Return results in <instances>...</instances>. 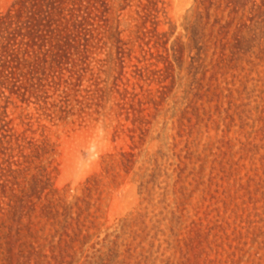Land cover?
I'll return each mask as SVG.
<instances>
[{
	"label": "rangeland",
	"instance_id": "obj_1",
	"mask_svg": "<svg viewBox=\"0 0 264 264\" xmlns=\"http://www.w3.org/2000/svg\"><path fill=\"white\" fill-rule=\"evenodd\" d=\"M57 5L0 90V264H264V0Z\"/></svg>",
	"mask_w": 264,
	"mask_h": 264
},
{
	"label": "trees",
	"instance_id": "obj_2",
	"mask_svg": "<svg viewBox=\"0 0 264 264\" xmlns=\"http://www.w3.org/2000/svg\"><path fill=\"white\" fill-rule=\"evenodd\" d=\"M60 10L57 0H15L0 13V90L19 87V69L27 61L28 49H45L46 55L48 49L71 46L53 28Z\"/></svg>",
	"mask_w": 264,
	"mask_h": 264
}]
</instances>
